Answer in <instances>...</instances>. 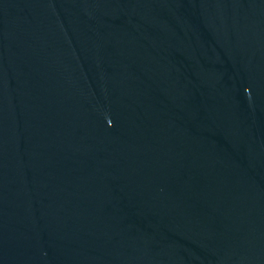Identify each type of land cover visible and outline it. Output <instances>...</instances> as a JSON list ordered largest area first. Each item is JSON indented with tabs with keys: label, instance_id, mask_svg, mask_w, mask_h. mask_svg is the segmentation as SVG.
<instances>
[{
	"label": "water",
	"instance_id": "obj_1",
	"mask_svg": "<svg viewBox=\"0 0 264 264\" xmlns=\"http://www.w3.org/2000/svg\"><path fill=\"white\" fill-rule=\"evenodd\" d=\"M0 264H264V0H0Z\"/></svg>",
	"mask_w": 264,
	"mask_h": 264
}]
</instances>
